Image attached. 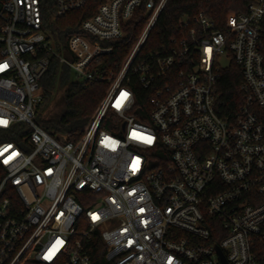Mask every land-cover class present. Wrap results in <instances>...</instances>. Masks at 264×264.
Segmentation results:
<instances>
[{
  "label": "built area",
  "instance_id": "2783aa9c",
  "mask_svg": "<svg viewBox=\"0 0 264 264\" xmlns=\"http://www.w3.org/2000/svg\"><path fill=\"white\" fill-rule=\"evenodd\" d=\"M51 1L52 11L0 0V128L26 129L0 141V264H222L216 246L227 264H264L254 251L264 246V0L229 10L222 27L203 10L182 15L144 56L168 0ZM84 9L63 44L53 20ZM136 16V41L102 69L100 55L113 50L103 41L123 38ZM52 58L79 80L109 83L76 140L36 121ZM231 61L243 101L221 113L217 82ZM133 78L149 91L143 104Z\"/></svg>",
  "mask_w": 264,
  "mask_h": 264
},
{
  "label": "trees",
  "instance_id": "16d2710c",
  "mask_svg": "<svg viewBox=\"0 0 264 264\" xmlns=\"http://www.w3.org/2000/svg\"><path fill=\"white\" fill-rule=\"evenodd\" d=\"M42 2L46 3L51 11L53 10L51 0H42ZM246 2L247 0H168L142 45L139 55L148 54L166 42L171 35H174L177 20L182 15L186 14L193 18L199 10H203L207 16L215 20L217 26L222 27L227 12L229 10L245 12ZM86 15L87 12L84 9L73 11L53 20L51 26L57 31L58 38L63 44L66 43L70 34L80 31V23ZM143 25V19L136 16L126 26V35L123 38L103 41V45H112L113 50L110 53L100 55L102 69H113L116 63H120L125 58ZM240 79L241 69L233 61L222 69L216 88V108L221 113H231L242 103L243 96L239 88ZM41 84L43 86V100L38 105L36 121L50 131L68 134L69 138L73 140H76L84 131L109 85L107 80H79L70 67L60 65L56 58L51 59L49 69L42 77ZM132 86L138 102L143 104L149 91L141 87L136 78H133ZM57 90L61 91L60 102L53 105L47 118H41L39 109L53 100L54 92ZM136 116L143 120L142 116ZM108 117H114V114L109 112ZM25 132V126L21 123L13 125L10 129L0 128V141L21 140ZM3 175L4 172L0 166V179ZM210 227L211 241L218 242L222 236L220 222L213 219ZM87 248L95 260L100 257L103 245L100 239L94 236L88 242ZM254 251L258 259L264 261L262 243L258 241ZM185 264L194 263L186 262Z\"/></svg>",
  "mask_w": 264,
  "mask_h": 264
},
{
  "label": "rangeland",
  "instance_id": "374dc122",
  "mask_svg": "<svg viewBox=\"0 0 264 264\" xmlns=\"http://www.w3.org/2000/svg\"><path fill=\"white\" fill-rule=\"evenodd\" d=\"M220 63L222 66H226L229 63V57L226 55L222 56L220 59ZM54 94L55 96L53 100L39 109L40 117L43 119L48 117L53 105L60 102L61 91L57 90L54 92Z\"/></svg>",
  "mask_w": 264,
  "mask_h": 264
},
{
  "label": "water",
  "instance_id": "95a60500",
  "mask_svg": "<svg viewBox=\"0 0 264 264\" xmlns=\"http://www.w3.org/2000/svg\"><path fill=\"white\" fill-rule=\"evenodd\" d=\"M23 145H24V144H23ZM23 145H22V146H23ZM216 249H217V253H218V255H219V258H220V260L222 261V264H227L226 259H225V256H224L222 250L220 249V247H219V246H216Z\"/></svg>",
  "mask_w": 264,
  "mask_h": 264
},
{
  "label": "snow or ice",
  "instance_id": "6c2138e0",
  "mask_svg": "<svg viewBox=\"0 0 264 264\" xmlns=\"http://www.w3.org/2000/svg\"><path fill=\"white\" fill-rule=\"evenodd\" d=\"M125 95H126V94H125ZM147 142H151L150 139H148Z\"/></svg>",
  "mask_w": 264,
  "mask_h": 264
}]
</instances>
